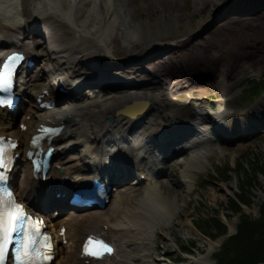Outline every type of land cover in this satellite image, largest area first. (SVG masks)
<instances>
[{"label": "rangeland", "instance_id": "374dc122", "mask_svg": "<svg viewBox=\"0 0 264 264\" xmlns=\"http://www.w3.org/2000/svg\"><path fill=\"white\" fill-rule=\"evenodd\" d=\"M126 4H117L114 18H109L106 7H101L98 12L97 6L91 15V21L87 30H94L99 27H107L103 34L106 48L109 50L110 59L126 63L132 74V78L139 83L137 90L145 96H153L166 101L167 99H176V104L166 105L163 101L158 102L156 113L157 119L148 125L145 134L148 136L163 127L173 124L174 114L181 117L186 104L184 98L178 99L181 90H178V76L196 74V82H190L189 87L200 91L202 101L203 94H224L227 103V113L233 117L246 115L251 111L260 112L264 110V92L256 101V104L250 106V102L243 101V91L249 85V79L259 78L264 73V12H248L247 7L255 0H127ZM238 2L237 8L225 10L214 20V13L222 6ZM37 0H27L25 7L32 18V12L35 10ZM69 3L64 5L68 8ZM92 9L91 3H86L82 7V12ZM235 9H238L234 12ZM254 9H249L253 11ZM237 12H239L237 14ZM247 13V14H246ZM167 14V18H163ZM85 18L82 15L83 19ZM109 18V20H108ZM226 19V20H224ZM222 20V23L219 21ZM107 23V24H106ZM217 23H219L217 25ZM215 24L214 29L204 30L210 25ZM158 30L166 31V34L158 36ZM82 31H72V36L62 34V42L68 43ZM154 36V39L152 35ZM201 35L196 41V48H179L182 42L190 43L192 38ZM39 42L37 55L39 57V69L33 74L31 87L40 89L45 82L36 85L38 80L47 79L45 69H41L42 61H50L47 40L36 37ZM70 39V40H69ZM153 39V40H152ZM132 40H135L136 45ZM133 46V47H132ZM183 49V50H182ZM168 52L162 63L157 64L158 79H153L152 72H148L152 61L146 58H153L156 55H162ZM140 58L132 60L133 56ZM83 56V55H82ZM167 57V58H166ZM106 58L104 53L100 54L99 59ZM123 61V62H122ZM89 60L84 58V65H79L78 69L82 71L90 70ZM72 65H66L65 70H70ZM48 67H46L47 69ZM207 74L216 72L211 77H203L204 71ZM154 73V72H153ZM164 73L165 76H162ZM129 75V74H127ZM227 77L226 84L221 89L220 83ZM176 82V83H175ZM131 88L129 90H133ZM126 89L111 91L100 95V104L106 103L111 97L123 94ZM184 96V95H182ZM246 103V105H245ZM241 105L246 108L241 109ZM250 107H246V106ZM234 111V112H233ZM184 112V111H183ZM83 135L86 136L91 129V121L85 122ZM212 128L207 130L199 142H202L200 148H193L195 143L184 141L186 147L191 148L185 154L173 156L168 163L169 178L178 183V187H173L172 193L164 194L166 196H177L178 200L174 205L175 210H179V215H174V221L171 226H155L153 229L154 237L151 246L146 249L144 257L132 259V264H191L192 259L200 258L206 254L211 244L219 242L211 257V261L216 264L214 254L219 250L222 238L212 240V237L202 235L193 225L197 222V214L207 216L218 214L228 225V231L232 234L236 231L238 224L237 214H233L228 205V199L232 198L238 189V180L235 173L230 175V179L223 182L210 183L204 185L203 177L210 176L219 164L231 163L232 166L240 159L245 160L250 157L254 159L259 156L264 159V124L244 131L242 136L228 131L227 138L221 142ZM83 138V137H82ZM204 138V139H203ZM204 145V146H203ZM182 147V144L179 148ZM179 149L178 147H175ZM205 151L206 155L202 162L196 168L193 174L191 184H186L185 178L181 173L184 167L180 162L186 163L188 159L200 151ZM79 151L77 150L75 154ZM254 154V155H253ZM165 175V174H164ZM157 176L150 181H166V177ZM180 182V183H179ZM147 182H142L139 187H134L130 191H123L122 195H130L132 198H139L144 193ZM255 201L252 208L246 209L255 218L259 216V204L264 201V180L260 176L254 189ZM117 199L114 195L113 201ZM111 205V204H110ZM110 205L108 207H110ZM107 207V208H108ZM226 216L228 219H226ZM115 219H118L116 216ZM196 224V223H195ZM213 235L217 234L212 231ZM212 235V234H210ZM195 240L196 247L193 250V256H184V260H178L182 244L186 241ZM137 251H133L134 253ZM172 263L165 262L170 260ZM178 260V261H177Z\"/></svg>", "mask_w": 264, "mask_h": 264}, {"label": "bare ground", "instance_id": "6f19581e", "mask_svg": "<svg viewBox=\"0 0 264 264\" xmlns=\"http://www.w3.org/2000/svg\"><path fill=\"white\" fill-rule=\"evenodd\" d=\"M33 2L37 0H32ZM40 2L35 4V10L32 12V19L37 18L39 16V21L42 25H45L48 28L49 32V40L56 43L55 50L53 51V58L56 63V68H64L66 65H72L70 68V73L74 76V78H81L83 74L81 70L78 69L79 65L84 64V58L92 62H103L106 65V69L109 72H113L115 70H125L129 71L130 67L126 65V63H120L115 60L110 59V52L106 48V42L104 39L105 32L107 31V27H99L95 28L94 30H87L90 21L91 15L94 13V8L97 6L98 12L100 11L101 7H106L110 10L109 15L114 18L117 14L115 11V6L117 4H126L127 0H39ZM27 0H19L21 12L18 14L12 9L11 3L12 0H0V50L5 49L6 46L9 47L15 45L16 39H10L9 37L14 36L13 34L9 33L8 26L17 27L19 30H26L27 28V19L29 16V12L27 11L25 4ZM69 3L68 8H64V5ZM86 3H91L92 9L86 10L82 12V7ZM118 6V5H117ZM116 6V7H117ZM238 2H233L232 4H226L218 9L214 13V20L217 16L221 15L225 10L237 8ZM249 9H254L253 11H249ZM238 9H235L236 12ZM248 12H264V0H255L247 7ZM239 12H237L238 14ZM246 13V14H247ZM82 15L85 18H82ZM25 17V18H24ZM167 14L163 16V18H167ZM226 20V19H224ZM2 21V22H1ZM222 23V20L219 21ZM217 23V25L219 24ZM215 24H211L210 27L205 28L204 32L211 31L212 28L214 29ZM82 31V34L77 35L76 38H73L68 43L62 42L61 36L62 34H68L72 36V31ZM166 31L158 30V36H162L166 34ZM9 36V37H8ZM154 36L152 35L153 39ZM201 35L192 38L190 43L184 41L182 42L179 48H186L192 47L196 48L198 42L196 41ZM152 39V40H153ZM133 44L136 45V41L132 40ZM25 47V50H35L39 45V42L35 41H20V46ZM133 47V46H132ZM183 48V49H184ZM182 49V50H183ZM104 53L103 59H99L100 54ZM168 54L156 55L153 58H146V60L152 61V66L149 68L150 72H152L153 79H158V71L156 70L157 64L163 62L165 56ZM83 55V56H82ZM167 58V57H166ZM132 60L140 61V58L137 56H133ZM204 74L203 77H211L216 75V72L213 71L210 74L206 73V70H203ZM154 72V73H153ZM194 73V72H192ZM186 77H182V84L189 86L190 82H196L197 76L196 74H192ZM65 76H69L65 73ZM132 77V74L130 75ZM124 77L128 82L132 80V78ZM162 76H165L162 73ZM225 77L223 82L220 83V88L226 84ZM100 80V79H99ZM102 84L105 82L100 80ZM132 84V83H131ZM131 84L123 85L124 87L131 86ZM135 100H147L150 103V106L145 114L138 116L137 118H129L125 115H118V111L124 108L126 105L130 104ZM163 101L158 97L153 96H145L142 93H138L137 91H129L114 97H111L110 100L106 103L100 104V99L98 97L95 98H86L81 104L77 106H72L68 110L65 111H50L42 113L36 116V120L38 122H44L46 120H53V119H64L66 117L71 118V125L73 127V133L76 138L77 147L82 150V155L77 156L73 154L69 155H61L59 156V162L63 163L65 166V170L62 173H55L53 172L50 176L56 180L60 178H67L69 177V181L73 182L78 177H85L90 175L93 171L98 169L99 164H97L98 155L101 152L102 143L110 139V141L114 144V138L117 136H122L128 146H118L114 148V152L119 155H124L136 165L138 170V177L145 176L147 179L146 182L148 185L144 189L143 195L139 198H132L130 195H123L121 196L123 191H127L130 188H126L122 190H115L114 193L118 194L119 200L114 202L110 206V208L106 211H89V213L79 214V213H65V214H53L52 217L54 218L52 224L58 226V224L65 223L68 227L66 235L70 241L68 245H64L63 247L59 248L58 255L53 260L51 264H56L60 259H66L65 264H81L79 262L78 256H75V259L68 260L72 254V245L74 242L82 237L84 234L89 232H96L101 233L103 236L111 240L112 243L115 244L117 247L116 255L109 257L105 261H100L98 263L93 264H132V259L134 258H142L145 256L146 249L151 246L152 239L154 237L153 229L155 226H171V223L174 221V218L179 215V210L174 209V205L178 200L177 196L174 194V197L171 198L170 196H166V194L172 193L171 190L173 187H178V183L172 181L169 178V172L165 171V177L167 178L166 181L159 180L158 182L150 181V176L152 178L157 177V173L159 170V166L161 165H154L153 171L150 172L146 170L145 165L143 162L140 161L139 155L140 150L145 148L147 145L144 143L142 146L133 145L134 138L133 136L140 137L144 132V128L137 130L142 125L152 123L157 119V104L158 102ZM166 105L176 104V99H167L163 101ZM199 104L200 101L195 102ZM26 109V108H25ZM27 111H31V109H26ZM113 118L114 121H111L110 118ZM246 117V116H243ZM253 119H249L245 121L246 118H240V125L236 124L238 121L235 119L232 123L231 129L233 130V137L234 138V130L239 131L236 132L238 136H242L244 131L250 130L252 125H254L257 121L262 120L264 115H260V117L253 116ZM237 118V117H236ZM198 116L193 115L190 117L191 121H196ZM91 121L93 129L89 130L86 136L83 135V129H85L86 125L85 122ZM173 122L179 126L181 120L179 119L178 114H174ZM3 127L9 126L7 122L2 124ZM247 128V130H246ZM169 128H162L158 129L154 132L153 137L156 138L158 143H154L153 147H163L166 146L167 151L166 154L169 155V158H173V156L177 154H185L191 148H187L186 146L181 147L179 150H171L172 146L180 144L182 140L190 141L191 132L187 131L184 133L176 132L175 136L172 139L166 140V135ZM69 131V129H68ZM175 131V129H174ZM28 136V135H26ZM84 136V139L82 138ZM64 138V137H63ZM72 142L66 143L72 144ZM133 142V143H132ZM150 142V141H149ZM202 142L196 143L193 148H200L202 146ZM25 146H28L27 143ZM204 146V145H203ZM170 147V148H169ZM26 147H24V150ZM63 154V153H62ZM206 155L205 151H200L199 153L193 154L186 163H183V177L187 181V183H191V179H193V174L196 171L197 166L200 162H202V158ZM124 158V157H123ZM168 158V157H167ZM170 158V159H171ZM120 166L119 164H116ZM152 165V164H151ZM149 165V167H151ZM30 167L25 165V169H29ZM161 176V175H160ZM60 181V180H59ZM136 183L135 181H133ZM30 184V182H26ZM180 183V182H179ZM130 184V182H128ZM126 185V184H125ZM116 188H118L116 186ZM70 193L74 191V188L69 190ZM24 195V194H22ZM36 195V199H39V194L32 184L31 193L27 194L29 199H33ZM26 197V198H28ZM35 199V200H36ZM174 215H176L174 217ZM118 219H115V217ZM51 224V225H52ZM219 242L216 244H211L208 252L201 256L200 258L192 259L191 264H214L211 261V257L214 253L215 248L218 246ZM133 251H137L133 254Z\"/></svg>", "mask_w": 264, "mask_h": 264}, {"label": "trees", "instance_id": "16d2710c", "mask_svg": "<svg viewBox=\"0 0 264 264\" xmlns=\"http://www.w3.org/2000/svg\"><path fill=\"white\" fill-rule=\"evenodd\" d=\"M249 89L246 90L244 100L256 103L264 92V73L259 78L249 79ZM254 155V154H253ZM235 173L238 189L228 205L233 214H237L238 224L236 232L227 237L219 250L214 254L216 264H260L264 263V201L259 204V216L247 213L245 208L251 209L254 203V189L260 176L264 180V159L257 156L254 159L236 161L216 167L210 177H204L203 183H217L218 180L227 181ZM226 219L228 217L226 216ZM196 223V224H195ZM194 227L204 236H211L212 240L222 238L228 233V225L218 214L203 216L197 214ZM212 231L217 234L213 235ZM212 234V235H210ZM196 241L190 240L182 244V251L193 253ZM182 260L181 255L179 259ZM177 260V261H178ZM183 261V260H182Z\"/></svg>", "mask_w": 264, "mask_h": 264}, {"label": "snow or ice", "instance_id": "6c2138e0", "mask_svg": "<svg viewBox=\"0 0 264 264\" xmlns=\"http://www.w3.org/2000/svg\"><path fill=\"white\" fill-rule=\"evenodd\" d=\"M9 61L19 59V56L13 54L7 58ZM4 73H0V87H3L5 90L10 87L11 84V71L9 64H4ZM11 103L10 100H0V104ZM23 127V126H22ZM5 152L2 146H0V168L5 166L4 160ZM4 179L3 176H0V180ZM24 219V214L20 205H15L13 209H6L0 211V258L3 257L4 246L10 242V234L16 231V225L20 220ZM92 241H90V244ZM99 247L96 250L91 251V255L102 257L105 252H111L109 248L103 241L95 242Z\"/></svg>", "mask_w": 264, "mask_h": 264}, {"label": "water", "instance_id": "95a60500", "mask_svg": "<svg viewBox=\"0 0 264 264\" xmlns=\"http://www.w3.org/2000/svg\"><path fill=\"white\" fill-rule=\"evenodd\" d=\"M137 105H139L138 107H136ZM149 107V103L148 102H144V104H139L138 102H136L134 105L126 107L124 109H122L119 114H124L130 117H136L137 115L143 114ZM232 233L229 232L227 236L231 235ZM222 242V241H221ZM220 242V244H221ZM263 264V263H261Z\"/></svg>", "mask_w": 264, "mask_h": 264}]
</instances>
